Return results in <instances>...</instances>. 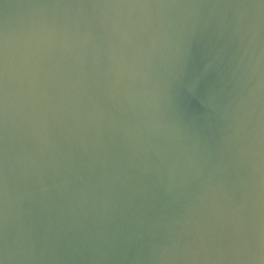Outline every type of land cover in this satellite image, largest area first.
I'll return each instance as SVG.
<instances>
[{
  "label": "water",
  "instance_id": "obj_1",
  "mask_svg": "<svg viewBox=\"0 0 264 264\" xmlns=\"http://www.w3.org/2000/svg\"><path fill=\"white\" fill-rule=\"evenodd\" d=\"M0 264H264V0H0Z\"/></svg>",
  "mask_w": 264,
  "mask_h": 264
}]
</instances>
